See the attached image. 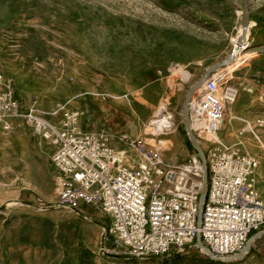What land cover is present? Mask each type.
<instances>
[{
	"label": "rangeland",
	"instance_id": "1",
	"mask_svg": "<svg viewBox=\"0 0 264 264\" xmlns=\"http://www.w3.org/2000/svg\"><path fill=\"white\" fill-rule=\"evenodd\" d=\"M249 4L248 46L239 53L240 68L230 74L240 89L234 105L250 99L249 110L233 119L229 111L226 125H241L220 136L226 143L238 141L237 131L249 122L255 130L245 133L247 150L262 156L264 126L256 118H264V0ZM243 5L244 0H0V90H11L23 109L32 107L47 120L62 123L64 112L78 110V126L109 137L120 149H128L124 136L144 135L164 107L176 123L161 136L164 153L173 164L184 163L199 156L185 129L186 98L209 67L235 51ZM162 83L165 92L150 105ZM175 134L182 143L177 150ZM54 149L23 119L0 117V264H113L121 254L135 256L112 243L101 213L84 217L56 204ZM137 260L169 263L161 256Z\"/></svg>",
	"mask_w": 264,
	"mask_h": 264
},
{
	"label": "built area",
	"instance_id": "2",
	"mask_svg": "<svg viewBox=\"0 0 264 264\" xmlns=\"http://www.w3.org/2000/svg\"><path fill=\"white\" fill-rule=\"evenodd\" d=\"M238 96L230 73L218 70L189 103L191 126L208 165L201 224L203 164L197 154L181 164L167 159L161 136L176 123L164 107L144 135L122 138L131 152L107 136L80 130L78 110L64 112L62 123L54 126L34 108L23 109L11 90H0V117L23 119L50 140L55 148L51 161L59 173L56 204L77 214L84 205L94 206L111 220L107 234L130 254L162 256L192 246L211 259L231 262L247 250L254 232L259 236L264 230V198L256 178L260 160L220 136ZM256 124L264 126V118L257 117ZM4 127L12 124L6 121ZM254 130L246 122L239 135ZM198 234L202 246L196 243ZM100 252L107 253L104 248Z\"/></svg>",
	"mask_w": 264,
	"mask_h": 264
},
{
	"label": "crops",
	"instance_id": "3",
	"mask_svg": "<svg viewBox=\"0 0 264 264\" xmlns=\"http://www.w3.org/2000/svg\"><path fill=\"white\" fill-rule=\"evenodd\" d=\"M164 78V77H163ZM164 80V79H162ZM243 82H246L245 80ZM148 89V86H146ZM165 92V85L162 83L160 88L156 91V95L155 98L150 100V105L151 104H155L157 102V100L159 99V97ZM240 95V94H239ZM244 100V98H243ZM242 103L239 102V104L237 103L236 105H232L230 108V111L233 113L235 112V116L232 117L233 118H242V116H246L248 113V105L250 102V99H248L247 102H243ZM54 114V113H53ZM234 114V113H233ZM254 116L257 117V113H254ZM52 120L55 122H58L59 119H54V117H52ZM241 120V119H240ZM241 125V121L240 122H232L229 123V126L226 125L223 128V130L221 132L222 135L228 136L229 134H232L233 132H235V129L238 128V126ZM80 130L82 131H89L87 129H82L81 126H78ZM243 128V127H242ZM240 128L237 131V140H239L240 143L243 144L242 150L250 153L247 149V143L245 141H248L245 139V135H239V131L242 129ZM226 130V133L224 132ZM225 134V135H224ZM221 136L223 139L224 137ZM226 138V137H225ZM172 141L174 142V146L175 149H179L181 146V141L180 138L177 136V134H175L172 137ZM237 142L236 140L234 142H227L229 144L235 143ZM245 142V145H244ZM238 143V142H237ZM254 153H250L253 155L258 156L259 160H260V164L259 167L256 171V178H257V187L258 190L260 192V195L262 198H264V155L260 156L259 153L257 152V149H254ZM52 156V154H51ZM172 157H177L175 156V154H172ZM98 213V211L96 210V208L92 205H84L81 208V214L84 217H91L93 214ZM100 213V212H99ZM102 214V213H101ZM102 216L104 218H106L109 222L108 227L111 224V220L108 216L103 215ZM261 232H263L262 234L260 233L259 236H256L257 234L254 232L250 241V244L247 248V250L237 259L231 262H224V261H220V260H214L211 259L209 257H207L206 255L202 254L198 249L192 247V246H187L185 251L182 253H178V252H171L169 254L166 255H162L161 259H163L164 261H169V263L166 264H264V230H262ZM113 240V239H112ZM112 243L115 244L114 240L112 241ZM197 243V240H196ZM122 249L120 251H123V253H130L128 250H124L123 248H119ZM118 249V250H119ZM116 258H118V261H116L115 263L113 262V264H140V260H137L138 257L136 256H131V255H119L116 256ZM130 258H133L134 261H126L129 260ZM157 257L156 261H159ZM2 259V257H0V260ZM115 259V258H114Z\"/></svg>",
	"mask_w": 264,
	"mask_h": 264
},
{
	"label": "water",
	"instance_id": "4",
	"mask_svg": "<svg viewBox=\"0 0 264 264\" xmlns=\"http://www.w3.org/2000/svg\"><path fill=\"white\" fill-rule=\"evenodd\" d=\"M241 19H242V24H241V33L238 36V44H237V48L241 49L240 44H242L243 46H245V48L248 46V40L250 37V28H251V16H250V4H249V0H244V5H243V11H242V15H241ZM244 49V48H243ZM235 54L232 53L229 55L228 59L222 62H218L215 65L209 67L207 69V71L202 75L201 79L190 88L188 96L186 98L185 101V110H184V123H185V129L188 133V137L190 139V141L192 142L193 146L195 147V149L197 150L199 156L201 157L202 160V164H203V187L200 193V202H199V207H200V211L198 214V223L201 224V220H202V209H203V204L205 201V198L207 196V192H208V165H207V159H206V154L204 152V150L202 149L195 133L193 132L192 126H191V121H190V114H189V103H190V98L191 96L195 93V90L202 85L205 80L214 72L218 71V69L223 68L227 65H229L230 63H232L234 61V56ZM263 232H261L262 234ZM197 243L199 246H202V241L200 238V234H198L197 237Z\"/></svg>",
	"mask_w": 264,
	"mask_h": 264
},
{
	"label": "bare ground",
	"instance_id": "5",
	"mask_svg": "<svg viewBox=\"0 0 264 264\" xmlns=\"http://www.w3.org/2000/svg\"><path fill=\"white\" fill-rule=\"evenodd\" d=\"M237 44H238V38H236V39H234V46H235V51L233 52L235 55V57H234V61L230 64V66H228V67H226V68H224V69H222V71H228V73H232V72H234L235 70H237L238 68H240V66H241V64H242V60L241 61H239L238 59L239 58H241V56L239 55V53L241 52V50H242V44H240V46H241V49H238L237 48ZM244 47V46H243ZM235 58H236V60H235ZM203 85H204V83L202 84V85H200L199 87L201 88V90L200 91H198V92H196L197 90H199L198 88L195 90V94H193L192 96H191V98H190V100H193V99H195L201 92H202V89H203ZM239 93H240V89H239ZM232 113V112H231ZM54 126H59V124H60V121H58V122H55V121H53L51 118H50V120H49ZM224 140V139H223ZM237 142H239V140L237 141ZM237 142H235V143H237ZM240 143V142H239Z\"/></svg>",
	"mask_w": 264,
	"mask_h": 264
}]
</instances>
